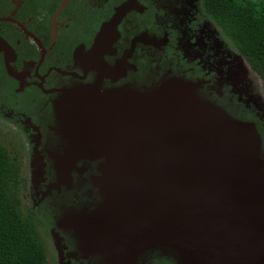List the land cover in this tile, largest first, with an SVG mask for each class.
Returning <instances> with one entry per match:
<instances>
[{
  "label": "flooded vegetation",
  "instance_id": "obj_1",
  "mask_svg": "<svg viewBox=\"0 0 264 264\" xmlns=\"http://www.w3.org/2000/svg\"><path fill=\"white\" fill-rule=\"evenodd\" d=\"M62 2L0 0V144L18 165L17 195L30 202L25 207L39 235L50 237L47 264H103V254L84 249L75 233L76 218L101 200L96 178L103 157L74 154L55 111L63 91L92 83L102 90L191 83L198 98L254 125L263 161L264 110L237 81L230 58L238 69L248 65L202 0ZM135 264L175 260L156 248L138 254Z\"/></svg>",
  "mask_w": 264,
  "mask_h": 264
},
{
  "label": "water",
  "instance_id": "obj_2",
  "mask_svg": "<svg viewBox=\"0 0 264 264\" xmlns=\"http://www.w3.org/2000/svg\"><path fill=\"white\" fill-rule=\"evenodd\" d=\"M63 95L55 111L74 154L103 157L101 200L76 218L84 249L103 264H135L156 248L175 264H264V161L251 122L177 79Z\"/></svg>",
  "mask_w": 264,
  "mask_h": 264
},
{
  "label": "trees",
  "instance_id": "obj_3",
  "mask_svg": "<svg viewBox=\"0 0 264 264\" xmlns=\"http://www.w3.org/2000/svg\"><path fill=\"white\" fill-rule=\"evenodd\" d=\"M264 88V0H202ZM17 166L0 144V264H47L33 215L17 195Z\"/></svg>",
  "mask_w": 264,
  "mask_h": 264
},
{
  "label": "rangeland",
  "instance_id": "obj_4",
  "mask_svg": "<svg viewBox=\"0 0 264 264\" xmlns=\"http://www.w3.org/2000/svg\"><path fill=\"white\" fill-rule=\"evenodd\" d=\"M231 59V70H235V74H236V77H237V81H239L240 83H242V85L248 89L249 87V94H251V97L249 96V99L252 100V102H256V100H259V102L261 103V107L263 108L264 110V88H263V84L260 80V78L256 75V73L254 71H252L249 66H248V69H244L243 67H240L239 66V69L238 67L236 66V63H238V60H232ZM248 65V64H247ZM248 85V87H247ZM24 156V158H23ZM26 158V153L24 154L22 152V159L25 160ZM25 161H28V159H26ZM25 169H26V163L23 161L22 162V169H21V174L24 176V178L26 177L25 176ZM23 176L21 177L22 179ZM19 199H20V207L22 209L23 212H26L27 209L26 207H30V202H27V199L25 198H22L21 194L19 193ZM26 206V207H25ZM40 237H41V240L43 242V245H44V249H45V254H46V258H47V262L50 263L51 261V257L53 256L54 254V251H53V247H52V244L50 242V237L49 235H44L42 232H40Z\"/></svg>",
  "mask_w": 264,
  "mask_h": 264
}]
</instances>
